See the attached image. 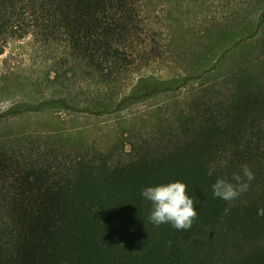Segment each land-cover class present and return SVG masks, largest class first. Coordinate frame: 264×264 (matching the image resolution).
Masks as SVG:
<instances>
[{"label":"trees","instance_id":"1","mask_svg":"<svg viewBox=\"0 0 264 264\" xmlns=\"http://www.w3.org/2000/svg\"><path fill=\"white\" fill-rule=\"evenodd\" d=\"M175 2L0 0V55L29 38L53 55L46 80L63 86L59 96L16 103L0 123L54 109L118 114L187 91L122 130L119 155L27 141L4 156L0 264H264V0H237L238 17L257 8L256 17L235 38L209 37L193 72L141 76L107 99L144 67L175 58L178 17L166 6ZM166 14L174 21L163 28ZM223 14L235 12L206 16V27L222 35ZM138 126L147 138L135 136Z\"/></svg>","mask_w":264,"mask_h":264},{"label":"rangeland","instance_id":"2","mask_svg":"<svg viewBox=\"0 0 264 264\" xmlns=\"http://www.w3.org/2000/svg\"><path fill=\"white\" fill-rule=\"evenodd\" d=\"M230 1V2H229ZM237 0H194L187 2L179 0V2L166 4L175 12L176 28L179 26L180 43L174 48V59L164 62H153L144 67L141 71L135 73L122 86L113 93L112 98H107L112 102H116L122 95L131 91L141 76L153 75L159 79H170L193 72L204 63V54L209 50L211 42L209 37L216 35V38L223 39L235 38L239 36L241 23L246 19H254L258 9L255 8L251 12L243 13L238 17L236 12ZM230 12L234 10V16L226 18L224 24V32L220 35L219 31H211L206 27V16H215L220 10ZM167 15V14H166ZM163 20L165 24L173 23V17ZM160 22L159 26H160ZM206 30V31H204ZM198 32H202V36L198 37ZM205 32V34H204ZM218 36V37H217ZM187 38V40H186ZM198 48V50L196 49ZM193 57H187L189 53ZM246 48H240L230 53L216 74L224 73L230 70L236 61L240 58ZM53 55L48 52L46 54L37 51L31 39L24 41H16L11 43L4 54L0 55V114L7 113L15 104L21 101L37 102L42 98L52 95L59 96L63 88L58 82L46 80L49 74L53 77L55 73L52 71L51 62ZM206 63V62H205ZM215 63H213L214 65ZM212 65V66H213ZM211 66V67H212ZM187 91L183 90L176 94L162 95L154 99L134 105L122 113L92 115L86 113L72 114L62 109H54L45 113L31 114L24 112L17 117L11 118L6 122L0 123V160L4 162V156L14 150L21 152L22 147H27V141L34 142L29 149L37 145L43 148H51L52 144H56L58 149H78L80 148H108L111 146L115 155H119L124 145L120 133L122 130L130 128L136 124L137 120L145 121L151 119L150 109L156 110L153 114L157 115L162 106L174 101L180 95H185ZM16 107V109H23ZM162 114V113H160ZM145 123V122H141ZM135 136L147 138L150 131L147 127L138 126L134 128ZM93 146V147H92ZM129 148V147H128Z\"/></svg>","mask_w":264,"mask_h":264}]
</instances>
